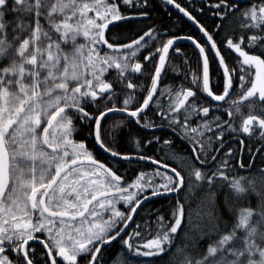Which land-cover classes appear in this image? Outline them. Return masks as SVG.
<instances>
[{
  "label": "snow or ice",
  "instance_id": "snow-or-ice-1",
  "mask_svg": "<svg viewBox=\"0 0 264 264\" xmlns=\"http://www.w3.org/2000/svg\"><path fill=\"white\" fill-rule=\"evenodd\" d=\"M106 253L264 264V0H0V264Z\"/></svg>",
  "mask_w": 264,
  "mask_h": 264
},
{
  "label": "trees",
  "instance_id": "trees-1",
  "mask_svg": "<svg viewBox=\"0 0 264 264\" xmlns=\"http://www.w3.org/2000/svg\"><path fill=\"white\" fill-rule=\"evenodd\" d=\"M156 4L159 6L160 9H163V2L161 0H156ZM157 14H159V12ZM176 31L178 34H188V33L194 32L195 30L188 28V27H181L179 24H177ZM115 32H116V29H113V33ZM176 46L180 47L182 51H181V54L178 56V54L170 50L171 63L183 68L185 71L195 70L197 67V63H196L197 57H196V52L194 50V47L186 43H180V44H177ZM185 56L190 61V64L188 65H185L183 63ZM176 75H177L176 73H173L171 72V70H169V76L168 78L165 79V83H170ZM176 82L179 83V81H176ZM119 118L120 117H113L112 119L115 120ZM134 134H135V130H133V135ZM123 147L132 148L133 150H135L134 145L131 143H125ZM132 175L133 173L131 172V170H129V176H132ZM253 179L256 181L257 187L259 188L260 177L254 176ZM201 200H202V194L197 190L196 192L192 193L184 201L185 202V217H186L184 227L187 230L188 236H192L194 234L195 225L199 221V213L201 211V207H200ZM257 202H258V197L255 194H253L250 197V203L253 206H256ZM172 203H174V200H170L164 197L154 198L153 200L150 201L149 204L144 205V208L141 209V214L143 215L144 212L151 207V208L160 210L162 214L167 216L171 212L170 204ZM189 213H191L190 219L188 218ZM208 242H210L208 236H202L199 239V244L201 246H206ZM183 243H184V232H181V235L176 238V244H180L181 246H183ZM105 259L107 260L108 264H112V259H118V257L113 256V258H109V255L106 253Z\"/></svg>",
  "mask_w": 264,
  "mask_h": 264
},
{
  "label": "water",
  "instance_id": "water-1",
  "mask_svg": "<svg viewBox=\"0 0 264 264\" xmlns=\"http://www.w3.org/2000/svg\"><path fill=\"white\" fill-rule=\"evenodd\" d=\"M162 2H163V0H161ZM180 43H186V44H190V45H192L191 44V42H189V41H187V40H181L178 44H180ZM193 46V45H192ZM194 47V46H193ZM156 198H158V197H156Z\"/></svg>",
  "mask_w": 264,
  "mask_h": 264
}]
</instances>
